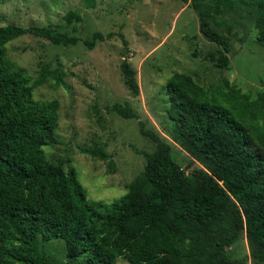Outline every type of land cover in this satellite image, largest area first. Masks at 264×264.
<instances>
[{
  "label": "trees",
  "instance_id": "trees-1",
  "mask_svg": "<svg viewBox=\"0 0 264 264\" xmlns=\"http://www.w3.org/2000/svg\"><path fill=\"white\" fill-rule=\"evenodd\" d=\"M201 10L200 32L217 45L210 58L229 69L232 39L211 26L212 11L232 9L239 1L257 10V40L264 45V0H212ZM94 4V0H89ZM65 19L81 22L69 10ZM76 30V27L74 28ZM34 34L53 44L75 45L81 38L54 25L22 26L0 22V264H54L39 246L57 236L69 260L82 264H250L264 262V92L252 99L235 85L210 92L189 73L167 82L172 119L170 138L161 136L132 107L115 103L125 118L139 119L141 134L156 144L143 170L120 198L91 199L77 170L48 158L45 146L58 143V99H37L34 79L10 55L7 44ZM115 34L95 31L83 39L88 48ZM125 47L128 40L120 33ZM125 84L140 94L138 69L124 55ZM62 85L64 73H52ZM184 151L185 165L173 162L174 148ZM81 152L108 158L101 147ZM241 239L249 252L228 249Z\"/></svg>",
  "mask_w": 264,
  "mask_h": 264
},
{
  "label": "rangeland",
  "instance_id": "rangeland-1",
  "mask_svg": "<svg viewBox=\"0 0 264 264\" xmlns=\"http://www.w3.org/2000/svg\"><path fill=\"white\" fill-rule=\"evenodd\" d=\"M213 6L212 0H0V22L22 26L54 25L59 31L81 38L75 45L53 44L46 38L26 34L7 44L13 59L26 67L34 79L44 70L46 81L36 86L37 99L56 98L60 120L58 143L45 146L49 159L75 167L91 199L112 202L128 190L143 170L146 157L137 150L152 152L156 144L141 134L139 119L125 118L112 107L129 104L147 127L170 138L172 119L166 92L168 79L176 72L189 73L210 92L229 91L235 85L252 99L264 92V45L257 40V10L239 1L230 10L212 11L211 26L229 36L231 65L217 67L210 52L217 45L200 32V17L195 9ZM75 10L81 22L68 21L65 15ZM76 27V30L74 28ZM95 31L114 33L111 39L97 41L88 48L83 39ZM120 33L128 40L125 47ZM124 55L138 69L140 94L134 97L124 81L121 61ZM61 68L64 83L54 85L53 71ZM84 147H101L108 158L81 152ZM173 162L187 163L186 153L174 148ZM40 248L54 264H82L69 260L65 242L53 237L39 241ZM236 254L249 252L241 239L228 249ZM117 264H129L120 258ZM250 264L256 263L253 259Z\"/></svg>",
  "mask_w": 264,
  "mask_h": 264
}]
</instances>
